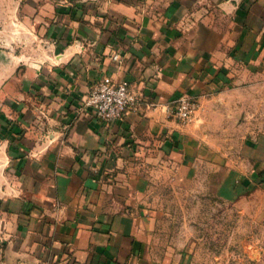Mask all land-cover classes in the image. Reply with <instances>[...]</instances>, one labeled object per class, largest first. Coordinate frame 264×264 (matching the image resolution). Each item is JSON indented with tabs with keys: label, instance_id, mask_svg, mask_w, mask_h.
Segmentation results:
<instances>
[{
	"label": "crops",
	"instance_id": "obj_1",
	"mask_svg": "<svg viewBox=\"0 0 264 264\" xmlns=\"http://www.w3.org/2000/svg\"><path fill=\"white\" fill-rule=\"evenodd\" d=\"M8 1L0 38L22 41L23 25L46 48L33 67L19 70L18 53L0 66V155L12 173L0 264H169L150 251L135 160L152 142L188 160L218 154L195 118L180 125L169 109L181 94L201 100L264 74V0ZM104 74L129 81L136 110L101 121L80 107ZM241 152L229 186L264 189V136Z\"/></svg>",
	"mask_w": 264,
	"mask_h": 264
},
{
	"label": "rangeland",
	"instance_id": "obj_2",
	"mask_svg": "<svg viewBox=\"0 0 264 264\" xmlns=\"http://www.w3.org/2000/svg\"><path fill=\"white\" fill-rule=\"evenodd\" d=\"M2 1L10 4L0 0V6ZM18 32L22 41L0 38L2 68L11 67L14 53L25 56L19 70L33 67L46 48L27 27ZM192 119L217 155L188 160L152 142L135 160L145 183L141 204L153 219L151 254L169 264H264V189L236 191L228 182L230 168L244 160L242 142L264 136V74L199 100ZM4 158L2 153L0 194L12 178Z\"/></svg>",
	"mask_w": 264,
	"mask_h": 264
},
{
	"label": "built area",
	"instance_id": "obj_3",
	"mask_svg": "<svg viewBox=\"0 0 264 264\" xmlns=\"http://www.w3.org/2000/svg\"><path fill=\"white\" fill-rule=\"evenodd\" d=\"M113 59L119 61L115 53ZM81 108H88L91 115L101 121L122 117L127 110L137 109V96L125 78L117 79L104 74L96 79L80 101ZM199 106L196 96L181 94L173 101L169 114L180 125L187 124Z\"/></svg>",
	"mask_w": 264,
	"mask_h": 264
}]
</instances>
